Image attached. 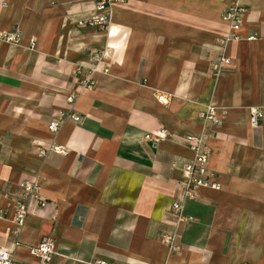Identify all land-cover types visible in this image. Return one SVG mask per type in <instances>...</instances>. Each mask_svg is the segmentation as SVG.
<instances>
[{
    "label": "crops",
    "instance_id": "crops-1",
    "mask_svg": "<svg viewBox=\"0 0 264 264\" xmlns=\"http://www.w3.org/2000/svg\"><path fill=\"white\" fill-rule=\"evenodd\" d=\"M231 1L128 0L100 31L78 24L95 13L92 0H0V29L21 33L0 42V247L25 264H39L29 248L46 236L55 244L47 264H264V119L249 124L264 107V0H237L238 39L221 47ZM101 49L107 72L78 88L81 120L53 136L54 112L79 87L75 67L94 66ZM221 55L231 65L215 77ZM208 104L218 124L200 117ZM193 134L205 137L219 189L184 201L190 220L170 253L159 237L175 224ZM52 140L67 153L40 156L37 143ZM24 180L38 181L46 205L30 207L16 234Z\"/></svg>",
    "mask_w": 264,
    "mask_h": 264
},
{
    "label": "built area",
    "instance_id": "built-area-1",
    "mask_svg": "<svg viewBox=\"0 0 264 264\" xmlns=\"http://www.w3.org/2000/svg\"><path fill=\"white\" fill-rule=\"evenodd\" d=\"M128 0H92L95 13L87 20L80 21L79 26H87L105 31L108 29L111 21V9L114 4H123ZM245 14L244 7L237 0H232L224 8L221 19L228 26V34L218 40V44L223 47L230 39H238V31L242 26L243 17ZM250 36L249 39H253ZM21 40V33L18 30H1L0 42L17 44ZM96 64L94 66H85L79 64L74 69V75L79 79V87L66 97L68 107L58 109L54 112L53 119L49 122L47 128L50 134L55 136L62 125L66 122L77 123L81 120V116L74 111V103L79 92L78 88L90 89L94 85L93 75L95 72H107L105 62L109 57L108 49L96 50L93 53ZM231 65L230 58L221 55L216 61L211 63L210 69L213 76H219L228 70ZM163 103L168 102V97L160 95L157 97ZM200 117L211 124H218L219 117L217 108L208 104L201 112ZM264 119V107L252 109L249 115V124L251 127H258L261 120ZM146 138L149 139L148 136ZM187 147L192 151L193 158L183 163L181 167L182 179L178 183L177 197L170 206V212L174 216L175 224L169 230L161 233L159 240L161 244L167 248L170 253H177L181 246L179 243V225L190 220L182 213L183 203L189 199L198 197V190L202 187L219 189V184L213 180L212 174L209 173L207 164L209 151L206 146L205 137L203 134L188 135L185 138ZM39 155L47 156L50 153L65 155L67 148L55 141H49L48 144L39 142ZM18 195L14 203L13 223L15 224V233L18 234L24 225V220L28 214V209L33 206L43 207L46 205L45 199L40 193V186L36 180H24L19 184ZM54 240L50 236L43 237L35 246L29 248V253L34 257L39 264H47L52 259L54 254ZM0 264H25L17 261L12 252L0 247Z\"/></svg>",
    "mask_w": 264,
    "mask_h": 264
}]
</instances>
